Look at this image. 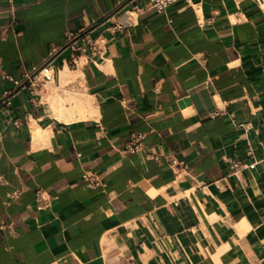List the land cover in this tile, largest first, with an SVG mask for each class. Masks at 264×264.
<instances>
[{
  "label": "crops",
  "instance_id": "crops-1",
  "mask_svg": "<svg viewBox=\"0 0 264 264\" xmlns=\"http://www.w3.org/2000/svg\"><path fill=\"white\" fill-rule=\"evenodd\" d=\"M116 4L0 0V264H264V0L94 23ZM87 27L77 65L68 49L53 83L24 82ZM66 66L80 75L62 88ZM206 87L204 113L190 95ZM56 90L90 96L96 115L58 119ZM134 132L145 147L126 152ZM38 188L53 197L42 209Z\"/></svg>",
  "mask_w": 264,
  "mask_h": 264
},
{
  "label": "built area",
  "instance_id": "built-area-1",
  "mask_svg": "<svg viewBox=\"0 0 264 264\" xmlns=\"http://www.w3.org/2000/svg\"><path fill=\"white\" fill-rule=\"evenodd\" d=\"M11 5L14 4V0H7ZM185 0H117V4L114 12L109 13L101 18L94 20V23L103 24L110 22L108 29L119 30L128 26H132L137 18L146 11L153 10L155 12H165L167 9L177 2ZM187 1V0H186ZM13 8V6H12ZM14 9V8H13ZM15 24V19L11 21V25ZM92 28L87 27L83 28L78 32L70 33L67 37L65 43L58 47L54 48L49 57L39 65L35 66L31 73L27 74L25 83L34 85L35 83L44 82V83H53L56 79V67H57V57L58 55L65 51L70 50L71 54L69 57H64L62 63L64 65H77L78 64V55L82 52L87 51L88 49L94 50V43L91 38ZM17 85L23 83L20 81L15 82ZM11 95L5 96L0 105H9L11 104ZM145 137L146 135L141 132H134L131 134V140L127 143L125 151L130 153L139 152L145 147ZM182 163V162H181ZM172 164L175 165L176 162L173 160ZM255 165L251 164V166ZM176 166H179L176 164ZM238 162H233V168L235 173L239 171ZM3 178V175L0 173V179ZM83 178L91 186H97L100 184L99 179L95 175L84 174ZM53 197L50 196L47 190L43 188H38L36 190V201L37 207L39 209L45 208L50 205Z\"/></svg>",
  "mask_w": 264,
  "mask_h": 264
},
{
  "label": "bare ground",
  "instance_id": "bare-ground-1",
  "mask_svg": "<svg viewBox=\"0 0 264 264\" xmlns=\"http://www.w3.org/2000/svg\"><path fill=\"white\" fill-rule=\"evenodd\" d=\"M79 75V71H72L68 66H66L63 70H61L60 79L62 88ZM60 90L54 91L53 94L47 98L52 114L58 119L64 121H74L78 118H88L96 115V110L90 96L81 93L71 95L72 93L70 94L65 91L60 92ZM72 102L75 103V107L67 106V103Z\"/></svg>",
  "mask_w": 264,
  "mask_h": 264
},
{
  "label": "water",
  "instance_id": "water-1",
  "mask_svg": "<svg viewBox=\"0 0 264 264\" xmlns=\"http://www.w3.org/2000/svg\"><path fill=\"white\" fill-rule=\"evenodd\" d=\"M214 91L211 87H206L198 91L192 92L190 95L191 100L200 112H206L207 110H214V104L212 96Z\"/></svg>",
  "mask_w": 264,
  "mask_h": 264
},
{
  "label": "rangeland",
  "instance_id": "rangeland-1",
  "mask_svg": "<svg viewBox=\"0 0 264 264\" xmlns=\"http://www.w3.org/2000/svg\"><path fill=\"white\" fill-rule=\"evenodd\" d=\"M50 87H51V85H50Z\"/></svg>",
  "mask_w": 264,
  "mask_h": 264
}]
</instances>
